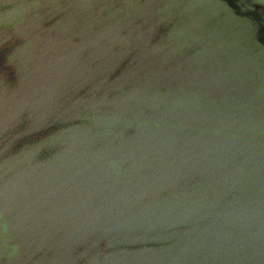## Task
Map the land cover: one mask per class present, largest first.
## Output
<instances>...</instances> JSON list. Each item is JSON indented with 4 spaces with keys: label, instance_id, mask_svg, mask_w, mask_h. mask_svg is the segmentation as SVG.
<instances>
[{
    "label": "water",
    "instance_id": "water-1",
    "mask_svg": "<svg viewBox=\"0 0 264 264\" xmlns=\"http://www.w3.org/2000/svg\"><path fill=\"white\" fill-rule=\"evenodd\" d=\"M0 264H264V0H0Z\"/></svg>",
    "mask_w": 264,
    "mask_h": 264
}]
</instances>
